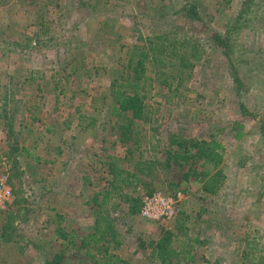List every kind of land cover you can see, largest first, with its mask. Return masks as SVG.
<instances>
[{"label": "rangeland", "instance_id": "rangeland-1", "mask_svg": "<svg viewBox=\"0 0 264 264\" xmlns=\"http://www.w3.org/2000/svg\"><path fill=\"white\" fill-rule=\"evenodd\" d=\"M163 33L186 42L190 66L165 53L160 77L148 67L151 118L122 139L130 116L115 108L112 83L139 36L145 46ZM173 134L222 153L208 165L223 172L217 193L179 165L153 185L174 197L172 214L154 203L145 215L141 185L122 189L142 197L138 213L115 193L100 205L112 162L162 157ZM2 180L11 194L0 209V264H162L150 242L178 218L188 228L181 264H264V0H0ZM105 225L115 236L88 255L84 238Z\"/></svg>", "mask_w": 264, "mask_h": 264}, {"label": "trees", "instance_id": "trees-1", "mask_svg": "<svg viewBox=\"0 0 264 264\" xmlns=\"http://www.w3.org/2000/svg\"><path fill=\"white\" fill-rule=\"evenodd\" d=\"M167 36L170 37L167 33H163L153 38L149 37L147 42L145 41L147 43H145V46L141 43L139 44V41L141 42V37L139 36L138 42L128 60L126 71L120 73L118 78L112 83V94L117 102L115 108L118 109L121 115L128 112L130 116V122L120 125L122 139H132L133 121L151 118L150 113L146 111L145 103L148 85L146 81L151 79L147 75L148 67L154 66L152 69L154 71L156 69L157 77H160L162 75L160 66L166 65L162 57L165 53L177 56L181 66H186L187 68L190 66L187 52L181 53V48L186 42L181 41L179 38L168 39ZM184 138L173 134L170 139V145L160 148L162 157L157 155L154 158H144L141 154L140 157L135 159L132 168H119L115 166L116 161L112 162L110 170L113 180L105 192L104 200L100 202V205H104L105 198L115 193L123 201L129 203L132 212H140L143 207L142 197L123 193L122 189L141 185L149 195H152L155 190L153 185H155L157 180L161 181L162 172H170L179 165H188L187 170L183 172V177L200 182L202 190L206 193H217L223 186V172L222 170L209 169L208 165H219L223 160L222 153L212 143H207L206 141L185 143ZM135 150V148L129 146L127 154L134 156ZM191 160H193V164H190ZM199 164L202 168L199 167ZM168 184L175 189L180 183L173 178L168 180ZM104 227L105 230L97 229L94 233H90L84 238L81 248H86L85 253L88 255L91 253V243L97 245L101 241H110L115 236L116 232L114 230L110 233L106 231L109 227L106 225ZM187 234L188 228L185 220L182 218L176 219L174 229H163L160 238L150 242L152 246L149 254L150 259L154 262L160 261L162 264H181L185 250L179 248V246L183 240L182 237L187 236ZM58 236L66 238L67 234L62 228L58 227ZM177 242L178 244H176ZM145 245L146 243L143 242L142 249H146ZM99 253H101L100 250H98ZM94 256L92 254V257ZM109 257L112 258L110 255ZM58 258L60 257L58 256ZM94 264H118V259L112 262L109 260L95 262Z\"/></svg>", "mask_w": 264, "mask_h": 264}, {"label": "built area", "instance_id": "built-area-1", "mask_svg": "<svg viewBox=\"0 0 264 264\" xmlns=\"http://www.w3.org/2000/svg\"><path fill=\"white\" fill-rule=\"evenodd\" d=\"M6 181L7 180L0 181V209L5 206L7 199L11 194V191L9 189H6ZM178 195H180V193ZM149 197L144 200L146 204L145 207H143L145 215H149V216L152 215L149 213V209L151 205L154 203H155V206L157 205L165 206V208L167 209V212H163L162 214H168V213L172 214L173 213L172 208H171V206H173L175 202L173 196L162 195L159 192L156 194H152Z\"/></svg>", "mask_w": 264, "mask_h": 264}]
</instances>
